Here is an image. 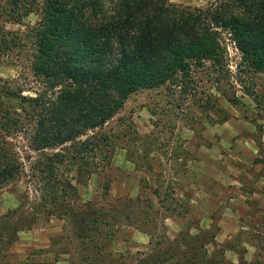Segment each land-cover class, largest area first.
Listing matches in <instances>:
<instances>
[{
    "label": "rangeland",
    "instance_id": "rangeland-1",
    "mask_svg": "<svg viewBox=\"0 0 264 264\" xmlns=\"http://www.w3.org/2000/svg\"><path fill=\"white\" fill-rule=\"evenodd\" d=\"M5 19L17 39L0 78L32 95L38 15ZM219 38L220 65L193 62L179 85L132 93L94 130L110 145L82 174L70 143L33 151L16 138L24 170L0 189V264H264V73L239 65L227 31ZM56 152L51 176L40 166Z\"/></svg>",
    "mask_w": 264,
    "mask_h": 264
},
{
    "label": "trees",
    "instance_id": "trees-1",
    "mask_svg": "<svg viewBox=\"0 0 264 264\" xmlns=\"http://www.w3.org/2000/svg\"><path fill=\"white\" fill-rule=\"evenodd\" d=\"M0 9L12 23L38 15L30 64L42 83L26 95L23 84L13 89L0 78V189L23 173L15 143L21 133L33 151L70 143L82 174L87 156L110 145L105 132L94 130L132 93L179 85L193 62L220 65V31L230 35L245 71L264 73V0H215L200 8L169 0H7ZM9 33L0 28V58L15 45ZM62 158L48 156L40 170L56 175Z\"/></svg>",
    "mask_w": 264,
    "mask_h": 264
}]
</instances>
